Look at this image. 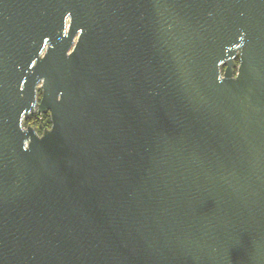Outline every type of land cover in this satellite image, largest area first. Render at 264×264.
<instances>
[{
    "label": "water",
    "instance_id": "water-1",
    "mask_svg": "<svg viewBox=\"0 0 264 264\" xmlns=\"http://www.w3.org/2000/svg\"><path fill=\"white\" fill-rule=\"evenodd\" d=\"M0 264H264V0H0Z\"/></svg>",
    "mask_w": 264,
    "mask_h": 264
},
{
    "label": "trees",
    "instance_id": "trees-1",
    "mask_svg": "<svg viewBox=\"0 0 264 264\" xmlns=\"http://www.w3.org/2000/svg\"><path fill=\"white\" fill-rule=\"evenodd\" d=\"M237 64V62H236ZM24 127H32L39 135L50 127V118L48 115L36 116L31 115L24 121Z\"/></svg>",
    "mask_w": 264,
    "mask_h": 264
},
{
    "label": "flooded vegetation",
    "instance_id": "flooded-vegetation-1",
    "mask_svg": "<svg viewBox=\"0 0 264 264\" xmlns=\"http://www.w3.org/2000/svg\"><path fill=\"white\" fill-rule=\"evenodd\" d=\"M34 115H36V114H34ZM36 116H38V115H36Z\"/></svg>",
    "mask_w": 264,
    "mask_h": 264
}]
</instances>
